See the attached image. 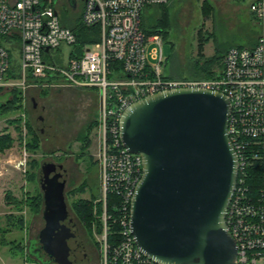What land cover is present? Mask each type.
I'll use <instances>...</instances> for the list:
<instances>
[{
  "label": "built area",
  "instance_id": "1",
  "mask_svg": "<svg viewBox=\"0 0 264 264\" xmlns=\"http://www.w3.org/2000/svg\"><path fill=\"white\" fill-rule=\"evenodd\" d=\"M171 1L82 0L80 24L97 26L98 33L89 35L97 40L81 44L72 26L60 21L59 0H0V87L64 83L97 91L100 230L96 231L97 222L94 227L101 264H163L142 252L131 232V203L143 175V159L121 140L124 110L145 96L174 88L224 93L231 102L229 136L239 166L226 213L237 242L234 264H264V0L250 5L261 26L255 46L229 47L217 75L199 79L165 75L163 36L147 34L141 26L145 7ZM76 7L75 2L72 8ZM62 43L74 46L64 62L53 57ZM258 173L260 182L254 187L249 179ZM110 195L116 197L114 215L108 210Z\"/></svg>",
  "mask_w": 264,
  "mask_h": 264
},
{
  "label": "water",
  "instance_id": "2",
  "mask_svg": "<svg viewBox=\"0 0 264 264\" xmlns=\"http://www.w3.org/2000/svg\"><path fill=\"white\" fill-rule=\"evenodd\" d=\"M230 111L231 102L220 91L180 87L136 100L121 115L123 145L143 159L131 232L138 248L160 263L234 264L237 242L226 213L239 166L229 136ZM41 171L40 241L56 262L74 264L67 249L72 218L66 177L51 163Z\"/></svg>",
  "mask_w": 264,
  "mask_h": 264
},
{
  "label": "rangeland",
  "instance_id": "3",
  "mask_svg": "<svg viewBox=\"0 0 264 264\" xmlns=\"http://www.w3.org/2000/svg\"><path fill=\"white\" fill-rule=\"evenodd\" d=\"M202 1L173 0L166 5L170 23L167 37L162 38L166 59L162 64V71L169 77L201 78L202 75L193 66L198 57L200 29L210 36L204 44L205 57L216 52L224 54L231 46L251 47L257 43L261 26L250 8L253 0H207L212 5V11L207 16L202 13ZM75 2L77 7L74 9L65 0H59L57 11L61 23L69 26L80 24L82 0ZM162 9V6L145 7L142 12V28H152ZM73 48V45L62 43L61 52L53 51L54 59L66 61ZM12 88H3L1 99L11 97L9 93ZM42 88L44 87L35 85L22 88V108L7 116H0V134L7 128L14 139L11 147L0 152V237L25 246L22 252H13L10 244L0 243V264H56L42 263L34 252L29 251L31 241H36L40 229L45 225L42 215L44 202L39 212L32 213L28 207L24 206L22 210H18L12 202L6 200L8 192L22 199L25 193L33 191L36 186L43 194L40 185L41 169L43 165L49 163L59 165L66 177L65 203L86 248L87 264H101L94 224L91 234L71 207L73 199L87 198L95 194L93 207L95 217L98 210L101 189L99 124L92 129L91 144L88 148H82V141L78 137L81 129L99 116L98 93L93 88H79L64 83L45 87L48 88L46 94L42 93ZM17 116L23 117L20 128L8 122V118ZM27 120L40 138V147L36 152L27 150ZM32 158L38 161L35 169L30 166L29 161ZM32 169L36 171L35 180L27 178L28 170ZM85 180L88 184L83 191L78 190L74 193L71 191ZM9 213H23L25 228L18 229L12 226L7 228L6 215ZM95 222L96 220L93 221Z\"/></svg>",
  "mask_w": 264,
  "mask_h": 264
},
{
  "label": "trees",
  "instance_id": "4",
  "mask_svg": "<svg viewBox=\"0 0 264 264\" xmlns=\"http://www.w3.org/2000/svg\"><path fill=\"white\" fill-rule=\"evenodd\" d=\"M162 6V13L160 17L157 18L156 23L153 25L152 28H143V30L147 34L152 33H161L163 38L167 37L168 27H169V13L166 8V5H159ZM201 10L204 16H207L212 11V5L207 1L203 0L201 2ZM72 28L77 32L78 34V42L83 44L85 42H89L92 40H97V37H90L89 35L91 33H94L97 35L98 28L97 26H91V27H84L81 24H78L77 26H72ZM210 36L207 34H204L202 29L198 31V57L194 63L195 70L201 74V78H213L217 75V69L221 66V61L223 58V54H219L216 52L212 56L205 57L204 55V44L206 41H208ZM15 67L18 66L17 64L14 65ZM13 76H18V74H12ZM197 76V75H196ZM3 88L0 87V116H7L8 114L14 113L19 111L22 108V99H23V92L21 87H13L11 89V97L3 100L1 99V90ZM43 94L48 93V88H42L41 89ZM23 120L22 116H17L14 118H8V122L16 124L17 128H20V124ZM99 124L98 117L91 122L87 123L80 131L79 139L82 141V148H88L91 144V132L92 129ZM27 125V150L31 152H36L38 148L40 147V138L34 129V127L30 124V122L26 121ZM5 132L0 134V152H3L5 149L11 147L13 145L14 139L11 136V134L8 132L7 128H4ZM30 166L35 169L38 165V161L35 158H32L30 161ZM96 163V160H95ZM28 170L27 172V178L29 180H35L36 178V171L35 170ZM260 174L253 175L249 182L250 184H253V186H257L260 182ZM88 184V182L85 180L83 181L79 187L73 188L71 191L74 193L78 190L83 191L85 189V186ZM94 198H96L95 194H91L90 197H77L72 200L71 207L78 217V219L82 222L84 226L87 227V229L91 232L93 231V221L96 220L97 222V230H100V221L98 218L95 217L93 212L94 207ZM6 200L8 202H12L18 210H22L24 206L28 207L29 210L32 213H37L42 208V202H43V194L39 190L38 186L34 188L33 191H28L25 193V197L22 199H18L11 195V193H7ZM116 200V197L113 195L109 196V202H108V210L109 212H112L114 215L115 209L113 208L112 203H114ZM7 219V228L8 226H12L18 229H24L26 226L24 214H14L9 213L6 215ZM112 221L111 219L109 220ZM112 228L117 229L118 224L116 222L112 223ZM112 239V237H110ZM0 243L1 244H10L11 248L13 249V252H22L25 246L22 243L16 244L15 241H9L5 237H0ZM97 244L99 246V243L97 241ZM30 251V249H29Z\"/></svg>",
  "mask_w": 264,
  "mask_h": 264
},
{
  "label": "flooded vegetation",
  "instance_id": "5",
  "mask_svg": "<svg viewBox=\"0 0 264 264\" xmlns=\"http://www.w3.org/2000/svg\"><path fill=\"white\" fill-rule=\"evenodd\" d=\"M65 1L69 6L73 7L70 0H65ZM71 222L72 223L68 228L67 249L69 250L72 256L71 259L72 261H74V264H83L84 260H86L87 257L86 248L82 241V237L80 236V232L78 230L77 224L75 223V221H71ZM40 231L38 233L36 241H33L32 244L33 252L37 255V258L42 263L50 262V263L60 264L59 262H56L54 258L50 256L49 253L44 249L43 243L40 241V235H39Z\"/></svg>",
  "mask_w": 264,
  "mask_h": 264
}]
</instances>
